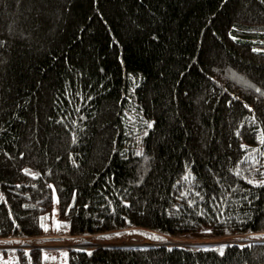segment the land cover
<instances>
[{"label":"trees","instance_id":"trees-1","mask_svg":"<svg viewBox=\"0 0 264 264\" xmlns=\"http://www.w3.org/2000/svg\"><path fill=\"white\" fill-rule=\"evenodd\" d=\"M134 228L0 264H264V0H0V243Z\"/></svg>","mask_w":264,"mask_h":264},{"label":"rangeland","instance_id":"rangeland-1","mask_svg":"<svg viewBox=\"0 0 264 264\" xmlns=\"http://www.w3.org/2000/svg\"><path fill=\"white\" fill-rule=\"evenodd\" d=\"M56 214H54V221L56 220ZM264 234V233H262ZM151 232L147 231L145 229H126L125 231H115L107 234L106 240H102L103 236H76L73 238H67V239H60V235H46L41 237V239L38 238H30L27 240H9L11 242H1V245H16L21 244L25 246V244L31 245H41L43 249L47 252H54L55 249H62L67 245H72L73 247L79 248V249H85L86 247L92 246L91 243H89V239H92L91 242H103L106 244H121V245H145L150 244L153 242L161 241L162 236L153 235L150 236ZM165 239H168L167 244H178V245H184V246H191V245H219L227 242H242L244 240H247L249 238H252L253 236H249V234L244 235H233V236H225V237H211L204 233L201 234H192V235H186L182 237H170V236H164ZM73 239H85V243L87 244H76ZM27 247V246H25Z\"/></svg>","mask_w":264,"mask_h":264},{"label":"snow or ice","instance_id":"snow-or-ice-1","mask_svg":"<svg viewBox=\"0 0 264 264\" xmlns=\"http://www.w3.org/2000/svg\"><path fill=\"white\" fill-rule=\"evenodd\" d=\"M257 91H259V89H257Z\"/></svg>","mask_w":264,"mask_h":264}]
</instances>
